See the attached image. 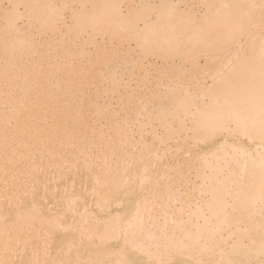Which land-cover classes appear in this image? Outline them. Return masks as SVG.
<instances>
[{
  "label": "bare ground",
  "instance_id": "bare-ground-1",
  "mask_svg": "<svg viewBox=\"0 0 264 264\" xmlns=\"http://www.w3.org/2000/svg\"><path fill=\"white\" fill-rule=\"evenodd\" d=\"M7 1L0 264H264V0Z\"/></svg>",
  "mask_w": 264,
  "mask_h": 264
},
{
  "label": "rangeland",
  "instance_id": "rangeland-1",
  "mask_svg": "<svg viewBox=\"0 0 264 264\" xmlns=\"http://www.w3.org/2000/svg\"><path fill=\"white\" fill-rule=\"evenodd\" d=\"M134 1H136V0H134ZM185 1H186V2H182L181 4H179L180 7H184L185 4H186V5H189V4L192 3V0H185ZM183 3H185V4H183ZM187 3H189V4H187ZM135 4H136V2H133V3H132V5H135ZM73 5H76V4H73ZM0 6H1V8H6V7L8 6V1H7V0H0ZM194 7H196V8L198 9L197 4H196V5L194 4ZM20 8H21V7H20ZM21 9H22V8H21ZM68 16H69V12H68V11H65V12H64V18H66V20L68 19ZM131 43H132V42H131ZM132 46L134 47V44H133V43H132ZM134 49L137 50V48H135V47H134ZM153 73H154V72H153ZM196 148H197V147H196ZM171 174H172V177L174 178L175 173H171ZM173 174H174V176H173ZM85 177H86V176H85ZM85 177H82V178H81L83 182L80 181V179H79L78 181H80V183L82 182V185H81L82 187H84V188L87 187V188H88L89 185H90V180L88 181L89 177H88V178H85ZM172 177H171L172 180H171V179H169V180L173 181V178H172ZM175 178H176V177H175ZM86 179H87V180H86ZM174 180H175V179H174ZM61 181H66V180L61 179L60 181H57V182H54V183H55V184L57 183L56 185H57L58 187H60V186L66 187V185H67V184H65L66 182H64L63 185H61V184H62ZM171 181H170V182H171ZM175 181H178V180H175ZM58 182H59V183H58ZM84 182H86V183H84ZM87 182H88L89 184H88ZM171 183H176V182H171ZM177 183H178V182H177ZM177 183H176V184H177ZM179 183H180V182H179ZM179 183H178L177 185L184 186V185L186 184V182H185V183L182 182L184 185H183L182 183H180V184H179ZM51 184H52V182H51ZM187 184H188V183H187ZM59 185H60V186H59ZM141 188H142V187H141ZM141 188H140L139 190L136 189L135 192L138 193V194L135 193L136 196H135V195H131L132 197L129 196L128 200L124 203V205H126V204H127V205H132V204H133L132 202H133L134 198H136V197H138V196H141L142 193H144V192H143V188H142V189H141ZM83 195L85 196V197H84L85 199H83L82 202H86V203H84V204H85L87 207H94V205L92 204V203L94 202V199L91 198V195H90V194H86V193H84ZM87 195H88V197H87ZM89 196H90V197H89ZM53 197H54V199H55V201H53V203H54V207H55V206L57 207L58 202H60L58 192H55V194H54ZM88 198H89L90 200L92 199V200H91L92 203L89 201ZM54 199H53V200H54ZM85 200H86V201H85ZM129 200H130V202H128ZM90 204H91L92 206H91ZM88 205H90V206H88ZM112 206L115 207L114 205H112ZM61 231H62V234H66V230H61ZM68 232H69V231H67V233H68ZM55 243H56V244H55ZM55 243L52 242L50 245H51V246H55V245H56V246H59V245H60V242L55 241ZM57 243H58L59 245H58ZM52 244H53V245H52ZM50 248H51L50 252H51V251L53 252L52 248H54V247H50ZM82 249H83V251H84V248H82ZM82 249H81V252H82V254L85 255L86 253L83 252ZM87 250H88V249H87ZM85 251H86V248H85ZM50 252H49V253H50ZM52 252H51V253H52ZM52 254H53V253H52ZM87 254H88V253H87ZM51 257H52V255H51ZM24 264H29V260H27V262H25Z\"/></svg>",
  "mask_w": 264,
  "mask_h": 264
}]
</instances>
